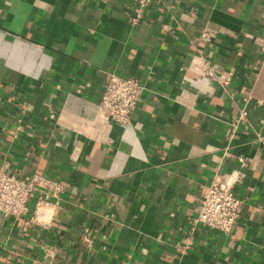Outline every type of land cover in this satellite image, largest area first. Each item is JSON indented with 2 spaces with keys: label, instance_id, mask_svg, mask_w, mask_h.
<instances>
[{
  "label": "crops",
  "instance_id": "1",
  "mask_svg": "<svg viewBox=\"0 0 264 264\" xmlns=\"http://www.w3.org/2000/svg\"><path fill=\"white\" fill-rule=\"evenodd\" d=\"M135 6L0 0V167L65 185L37 221L0 214V264H264V0ZM108 72L144 84L127 124L99 111ZM238 170L232 233L195 223Z\"/></svg>",
  "mask_w": 264,
  "mask_h": 264
},
{
  "label": "built area",
  "instance_id": "2",
  "mask_svg": "<svg viewBox=\"0 0 264 264\" xmlns=\"http://www.w3.org/2000/svg\"><path fill=\"white\" fill-rule=\"evenodd\" d=\"M155 0H135L134 23L143 20L144 11L153 4ZM163 2L164 0H159ZM179 1V0H176ZM201 41L208 43L213 40L210 29L205 28L200 34ZM205 74L209 77H220L225 84L231 81V72L219 75L220 69L217 65L206 63L203 67ZM144 84L134 76H123L115 72L106 74V82L103 94L99 102V111L107 119L121 124L130 122L132 113L142 100ZM21 112H26V107H21ZM50 117H54L51 114ZM248 120V112L241 109L239 115L232 119L237 125ZM23 116L17 119L16 130L22 129ZM242 166H246L248 160L240 156ZM241 170L226 173L215 177L210 183L207 191L203 194L200 209L195 218V223L203 224L212 230L229 234L235 229L240 217L243 201L235 193V185L241 179ZM65 185L62 181L46 175L41 171H35L30 175L19 176L10 173L6 168L0 167V214L5 217L22 218L28 214L33 205L34 215L30 221H37L43 211L50 207L52 199L60 198ZM36 200L34 201V198ZM89 244L92 240L85 237Z\"/></svg>",
  "mask_w": 264,
  "mask_h": 264
}]
</instances>
